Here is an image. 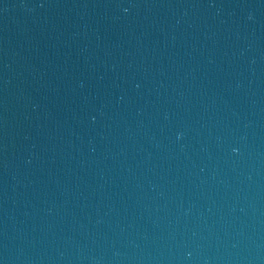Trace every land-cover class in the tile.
Returning a JSON list of instances; mask_svg holds the SVG:
<instances>
[{"label":"water","instance_id":"95a60500","mask_svg":"<svg viewBox=\"0 0 264 264\" xmlns=\"http://www.w3.org/2000/svg\"><path fill=\"white\" fill-rule=\"evenodd\" d=\"M0 264H264V0H0Z\"/></svg>","mask_w":264,"mask_h":264},{"label":"clouds","instance_id":"9594fccd","mask_svg":"<svg viewBox=\"0 0 264 264\" xmlns=\"http://www.w3.org/2000/svg\"><path fill=\"white\" fill-rule=\"evenodd\" d=\"M125 11H127V9H125ZM251 18V17H250Z\"/></svg>","mask_w":264,"mask_h":264}]
</instances>
